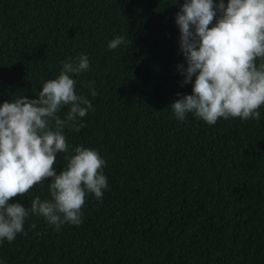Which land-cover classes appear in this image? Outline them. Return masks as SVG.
Masks as SVG:
<instances>
[{
	"label": "trees",
	"instance_id": "obj_1",
	"mask_svg": "<svg viewBox=\"0 0 264 264\" xmlns=\"http://www.w3.org/2000/svg\"><path fill=\"white\" fill-rule=\"evenodd\" d=\"M178 3L0 0V101L37 96L61 60L87 54L75 91L93 108L64 134L99 152L108 181L101 200L85 196L79 225L29 215L0 244L6 264H264V105L258 119L212 125L173 116L168 104L191 91L175 67ZM114 36L126 43L109 50ZM64 162L57 153L53 167ZM46 182L10 202L46 198Z\"/></svg>",
	"mask_w": 264,
	"mask_h": 264
},
{
	"label": "clouds",
	"instance_id": "obj_2",
	"mask_svg": "<svg viewBox=\"0 0 264 264\" xmlns=\"http://www.w3.org/2000/svg\"><path fill=\"white\" fill-rule=\"evenodd\" d=\"M173 19L183 57L175 66L178 83L191 85L190 93L177 92L179 98L168 104L173 116L183 121L191 114L209 125L218 118H260L264 0H182ZM124 43V36H114L107 48ZM59 63L58 73L42 82L37 96L0 101V244L23 233L29 215L42 217L56 230L65 223L79 225L85 196L99 201L108 188L106 162L99 152L84 144L70 145L64 134L65 128L83 127L81 118L93 108L90 99L75 91V76L89 70V57L80 53ZM93 85L85 82L95 97ZM61 152L65 162L57 171L53 165ZM41 182L47 184L46 198L32 197L29 207L20 200L10 202ZM0 264H6L4 258Z\"/></svg>",
	"mask_w": 264,
	"mask_h": 264
}]
</instances>
